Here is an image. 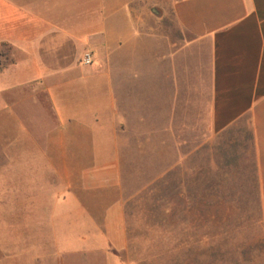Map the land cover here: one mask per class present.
Segmentation results:
<instances>
[{"label":"crops","instance_id":"crops-1","mask_svg":"<svg viewBox=\"0 0 264 264\" xmlns=\"http://www.w3.org/2000/svg\"><path fill=\"white\" fill-rule=\"evenodd\" d=\"M157 1L0 0V264H132L134 160L242 127L264 245V0Z\"/></svg>","mask_w":264,"mask_h":264},{"label":"rangeland","instance_id":"rangeland-1","mask_svg":"<svg viewBox=\"0 0 264 264\" xmlns=\"http://www.w3.org/2000/svg\"><path fill=\"white\" fill-rule=\"evenodd\" d=\"M163 3L157 1L158 17L164 18L158 23L169 27ZM172 27L176 48L182 40ZM240 129L235 153L208 135L204 144L174 142L171 169L157 186L146 183L150 160H134L138 173L128 180L134 192L132 264H264L252 150L246 129Z\"/></svg>","mask_w":264,"mask_h":264},{"label":"built area","instance_id":"built-area-1","mask_svg":"<svg viewBox=\"0 0 264 264\" xmlns=\"http://www.w3.org/2000/svg\"><path fill=\"white\" fill-rule=\"evenodd\" d=\"M83 63L85 65H90L91 64V58L89 55H85L84 58H83Z\"/></svg>","mask_w":264,"mask_h":264}]
</instances>
